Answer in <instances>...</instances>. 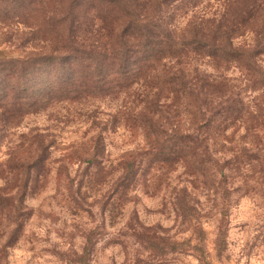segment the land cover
Wrapping results in <instances>:
<instances>
[{
	"label": "rangeland",
	"instance_id": "1",
	"mask_svg": "<svg viewBox=\"0 0 264 264\" xmlns=\"http://www.w3.org/2000/svg\"><path fill=\"white\" fill-rule=\"evenodd\" d=\"M72 3L0 0V97L23 96L25 79L43 71L41 59L57 56L69 32L85 45L101 43L104 7ZM223 12L211 0L172 25ZM226 75L241 85L235 69ZM237 90L245 105L252 101ZM6 109L14 114L0 108V264H264V141L244 137L242 127L199 147L210 160L198 177L181 160L153 164L146 142L113 122L122 96L16 119Z\"/></svg>",
	"mask_w": 264,
	"mask_h": 264
},
{
	"label": "trees",
	"instance_id": "2",
	"mask_svg": "<svg viewBox=\"0 0 264 264\" xmlns=\"http://www.w3.org/2000/svg\"><path fill=\"white\" fill-rule=\"evenodd\" d=\"M210 1L92 0L104 7L101 43L85 45L69 32L57 56L41 59L37 68L43 71L25 79V94L0 97V108H13L14 114H4L16 119L99 95L122 96L123 109L113 122L121 120L146 142L151 162L181 160L192 176L201 177L210 159H200L207 148L199 147L228 129L242 127L244 137L264 141V0H215L224 9L218 17L197 23L192 16L183 29L172 25ZM246 33L249 43L235 45ZM28 68L30 73L32 64ZM230 69L239 73L241 85L231 84ZM237 89L254 94L252 101L245 105ZM182 118L188 129L179 124ZM42 160L28 162L26 178Z\"/></svg>",
	"mask_w": 264,
	"mask_h": 264
}]
</instances>
